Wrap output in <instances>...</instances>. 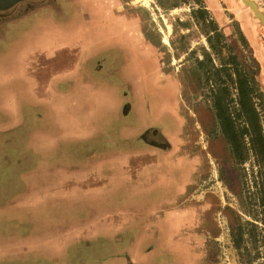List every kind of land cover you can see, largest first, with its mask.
Wrapping results in <instances>:
<instances>
[{
	"label": "rangeland",
	"instance_id": "obj_1",
	"mask_svg": "<svg viewBox=\"0 0 264 264\" xmlns=\"http://www.w3.org/2000/svg\"><path fill=\"white\" fill-rule=\"evenodd\" d=\"M172 1L163 0L161 6L158 0L108 2L106 11L120 16L123 27L132 23L133 32L141 36L142 70L139 80L131 78V68L119 66L123 59H116L121 53L116 46L124 43L118 36L109 37V48L99 57L103 61L93 63L102 66L106 82L89 75L108 96L105 103L96 99V106H116L123 114L132 108L142 129L127 130L134 127L132 111L127 124L116 117L112 124L105 120L90 137L93 146L84 154L92 156L97 175L108 177L104 185L95 186L110 192L105 199H99V192L96 197L101 204L97 225L105 224L107 238L102 231L94 242L105 241L110 260L123 264L127 257L134 264H241L230 242L231 215L226 209H239L238 180L193 68L206 43L190 22L188 5L171 7ZM252 1L264 15V0ZM203 2L229 40L235 26L240 28L258 64L255 78L264 90V26L241 0ZM42 8L55 22L82 11L61 0H48L32 11ZM85 12L79 14L83 22ZM104 19L111 29L116 26L107 15ZM182 22L189 24L184 27ZM8 45L1 43L0 59L8 57ZM85 72L82 67L81 73ZM130 136H135L137 148L123 147ZM151 140L161 148L147 145Z\"/></svg>",
	"mask_w": 264,
	"mask_h": 264
},
{
	"label": "crops",
	"instance_id": "obj_2",
	"mask_svg": "<svg viewBox=\"0 0 264 264\" xmlns=\"http://www.w3.org/2000/svg\"><path fill=\"white\" fill-rule=\"evenodd\" d=\"M62 1L86 11L85 22L77 11L55 22L41 9L0 23V48L9 43L8 57L0 59V264H123L110 260L105 241L94 242L102 231L107 238L105 224L97 225L96 197L110 192L97 191L96 183L104 185L108 177L97 175L92 156L84 153L105 120L127 124L135 110L96 106V99L105 103L108 96L89 75L106 82L95 64L103 61L109 37L118 36L128 44L116 46V59L124 61L119 66H129L139 80L143 44L132 23L123 27L120 16L106 11L109 0ZM137 118L135 111L127 130L142 129ZM130 137L123 147L137 148Z\"/></svg>",
	"mask_w": 264,
	"mask_h": 264
},
{
	"label": "trees",
	"instance_id": "obj_3",
	"mask_svg": "<svg viewBox=\"0 0 264 264\" xmlns=\"http://www.w3.org/2000/svg\"><path fill=\"white\" fill-rule=\"evenodd\" d=\"M170 3L171 7L188 5L190 22L206 43L200 48L201 58H194L193 68L238 180L240 213L226 207L231 215V245L239 263L264 264V90L255 78L257 61L240 28L235 26L229 40L203 0ZM158 4L163 5V0Z\"/></svg>",
	"mask_w": 264,
	"mask_h": 264
},
{
	"label": "water",
	"instance_id": "obj_4",
	"mask_svg": "<svg viewBox=\"0 0 264 264\" xmlns=\"http://www.w3.org/2000/svg\"><path fill=\"white\" fill-rule=\"evenodd\" d=\"M242 3L248 6L255 18L264 26V15L259 10V7L252 0H241ZM47 0H0V21L6 20L13 14L19 12L22 5L39 6L45 4Z\"/></svg>",
	"mask_w": 264,
	"mask_h": 264
},
{
	"label": "flooded vegetation",
	"instance_id": "obj_5",
	"mask_svg": "<svg viewBox=\"0 0 264 264\" xmlns=\"http://www.w3.org/2000/svg\"><path fill=\"white\" fill-rule=\"evenodd\" d=\"M48 1V0H47ZM44 4H42V5H39V6H30V5H28V4H24V5H22L21 7H20V9H19V12L18 13H16V14H13L11 17H9V18H7L6 19V21H8V20H10V19H13V18H17V17H20V16H23L24 14H26L27 12H29V11H32V9L34 8V7H42ZM43 9V11H42V13L44 14V15H49L50 13H49V11L47 10V9H44V8H42ZM1 22H3V21H0V23ZM154 132H155V130H150V133L151 134H154ZM147 145H149V146H151V147H154V148H159L160 146L155 142V141H149V142H147L146 143ZM161 148V147H160ZM127 260H126V264H128V257L126 258ZM129 264H131V263H129Z\"/></svg>",
	"mask_w": 264,
	"mask_h": 264
}]
</instances>
